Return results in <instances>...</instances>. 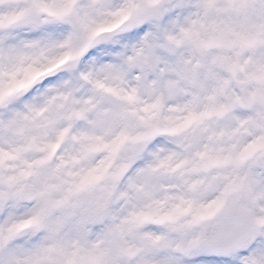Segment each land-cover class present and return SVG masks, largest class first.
Masks as SVG:
<instances>
[{
    "label": "snow or ice",
    "instance_id": "obj_1",
    "mask_svg": "<svg viewBox=\"0 0 264 264\" xmlns=\"http://www.w3.org/2000/svg\"><path fill=\"white\" fill-rule=\"evenodd\" d=\"M0 264H264V0H0Z\"/></svg>",
    "mask_w": 264,
    "mask_h": 264
}]
</instances>
